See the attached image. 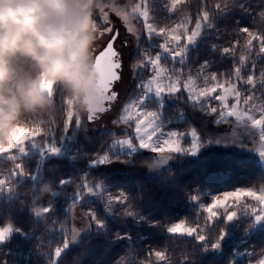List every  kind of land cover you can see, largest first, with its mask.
Wrapping results in <instances>:
<instances>
[{
    "label": "trees",
    "instance_id": "trees-1",
    "mask_svg": "<svg viewBox=\"0 0 264 264\" xmlns=\"http://www.w3.org/2000/svg\"><path fill=\"white\" fill-rule=\"evenodd\" d=\"M224 2L227 7L218 11L217 0H192L189 10L194 17L193 10L210 11L214 23L204 30L198 52L205 62L214 60L211 65L220 79L234 83L235 64L231 53L227 57L220 54L225 47L234 49L237 42L241 47L245 45L248 34L240 29L254 32L257 24L245 14L246 9L232 8L233 0ZM244 2L248 7L249 0ZM185 5L181 8L185 9ZM54 113L48 123L53 132L57 127L53 123ZM39 120L32 118L28 126L33 128L32 124L37 125ZM210 131L202 134L208 137ZM2 159L0 156V163ZM23 160L26 159L16 162L23 163ZM88 160L89 157L50 162L44 171L45 180L35 187L19 178L7 184L12 198L0 196V211H3L0 225L13 224L21 231L0 244V264H51L55 250L63 248L71 237L72 211L77 204L73 200L77 193H81V209L85 214L94 212L100 226L94 223L89 235L65 251L58 264H252L264 256V228L250 234L255 226L252 218L240 216L229 222L224 216L210 223L207 213L200 209L204 200L209 201L208 193L264 187V172L249 155L216 149L203 151L198 156L182 157L157 177L143 175L140 165L121 163L115 168L105 163L88 167ZM3 163L12 171L14 162ZM67 178H73V183L63 189L72 193V197H45L42 203L50 206L51 212L44 220L33 216L29 205L37 202L34 199L37 190L45 183H52L58 190V183ZM94 182L103 184L100 191ZM85 184L93 189L87 199H84L89 194L83 187ZM18 191L22 193L16 197ZM113 196L115 199L110 201ZM238 208L245 210V204ZM176 221L198 227L199 231L207 227L202 232L205 240L169 233L168 228ZM227 231L231 236L227 237ZM217 243L218 247H214ZM239 250L248 253L241 258L236 256ZM156 252L164 253L165 258L158 260Z\"/></svg>",
    "mask_w": 264,
    "mask_h": 264
},
{
    "label": "rangeland",
    "instance_id": "rangeland-1",
    "mask_svg": "<svg viewBox=\"0 0 264 264\" xmlns=\"http://www.w3.org/2000/svg\"><path fill=\"white\" fill-rule=\"evenodd\" d=\"M191 1L192 0H181L180 3L173 6L172 0H98V4L103 3L104 10L107 13L108 23L105 24L103 22V17L96 9L94 18L98 27V40L94 55H98L106 47L107 41L115 31H119L120 34L115 42V48L121 53L122 68L120 71V79L114 82V88L112 90L114 92L116 91L118 95L114 100L115 102L107 101V103H105V107L107 108L106 111L99 113L101 115L99 118L95 117L92 121H89L88 116L83 119L76 116L70 105L64 102L63 93L57 91L55 93V109L57 112L54 113L55 118L53 119V123H57V129L55 128L56 130L54 129V132L50 131V125H48V123L52 121L50 116L40 118L37 125L32 124L33 128L28 126L20 129L10 143L16 141L17 137L21 136L27 129H38L41 134L31 137L26 141L25 152L23 154L14 152L17 150L13 149L11 155H15V160L7 159L10 154L0 155L1 158H3L2 163H0V179H5L8 181L7 184L9 185L13 178H19V181L30 182V185L35 187L36 184L42 183L45 180L44 171L47 164L50 162L57 160L75 161L78 159H87V157H89L88 167H97L101 164L97 160L105 154L108 156V162L106 163L114 165L115 168H118L117 166L121 163L140 165L142 170L140 172L143 175L146 174L151 177H157L167 172L182 157L198 156L203 151L212 149L236 151L238 154H247L250 158L256 160L257 164L264 172V156L261 155V151L264 150V140L260 139L259 129L252 128L251 123L246 119L237 121L235 117H226L223 122L217 123L218 120H221L220 112L226 110L224 104L214 97L224 95L223 90L218 89L217 92L213 93L210 97H202L199 102L194 103L193 100L189 98L188 93L183 89V82L186 81L189 76L196 80L197 91L206 86L210 87L213 83L225 82L224 79L219 78L217 71L213 68L212 65L214 64V60L207 63L208 68L201 73V65L204 64L205 61L201 52H198V49L200 50L202 47V35L207 27L202 31L195 45L190 46L183 65L179 62L173 63L171 58L167 57L166 53H163L159 46L164 42V37L159 36L157 33H153L151 39L147 37L145 22L140 15L141 11L145 8L147 9L149 14L148 23L152 24L155 28H163L165 31L175 29L177 33H180L184 28H188L189 30L194 28L195 22L197 20H202L203 13L205 12L204 8L199 11L197 9L193 10L196 14L194 17L193 13L189 10ZM217 1V5L221 6L219 9L217 8V10L225 9V5L227 4L224 0ZM114 5L115 7H113ZM137 5L141 6L140 10L133 12V9ZM184 5L185 9L181 8ZM231 5L232 8H236L240 11L246 9L244 11L245 14L253 18L257 24L255 26L257 31L253 33L257 36L264 35V17H261V13H264V0H249L248 7H246L244 0H233ZM115 8H121V11L128 15V20L125 21L122 16L116 12ZM207 12L211 18L210 11ZM107 27H111L113 33L104 31ZM129 28L132 29L131 32ZM137 37H139V45ZM248 39L242 47L237 42L234 51L229 52L231 53L230 58L235 64V82H227L226 87L235 85L241 95L239 102H237L235 94H229L226 103L229 109L235 106L237 110H249L252 115L259 119L261 118L260 106L264 105V87L261 86V74L264 73V65H262L264 53L259 51L260 43L258 40H253L251 48L249 49L247 47ZM124 40L128 41L126 47L122 43ZM181 43H184L183 39ZM156 54L162 55L161 64L168 69V75L173 76V78L179 75L181 80L180 91L171 96L164 94L162 101L156 98L154 94H150L149 98L145 100L142 105H138V107L141 111L159 113L158 123L161 127L157 130V135H159L160 132L165 133V136L161 137V140L168 138V132L175 131L179 134L180 145L184 149L179 152L158 153L148 148L139 147V142L135 138V119L127 123L120 120V117L124 115L123 108L125 106L129 105L130 102L143 98L144 89L141 85L147 83L154 75L150 65L140 67L143 63L142 57L145 55L154 57ZM228 54H224L223 52L220 56L227 57ZM241 56L244 57L243 63L241 62ZM236 68L241 69L242 79L240 80L236 79ZM213 73L217 75L218 80L215 82L209 81L208 84L205 85L204 76ZM249 75L254 77V83L256 85L254 89L246 83V79ZM164 82L167 83V80ZM249 96H252L253 99L246 105L243 101ZM213 107L217 109L216 113L211 112V108ZM134 111L135 109H129L130 113H134ZM69 112L72 113L71 121L67 119ZM77 119L80 120L78 125L76 124ZM114 121L118 122L114 123ZM65 124H68V130L66 132L64 131ZM209 130H211L208 133L209 136L205 137L202 131L208 132ZM193 131L196 132L199 138L197 142L198 149L194 154L189 151L191 149V133ZM124 139L131 140V146L123 145L118 142ZM51 144L58 149L56 154H50L46 150ZM18 159L26 160H23V163H18L16 162ZM5 160L14 162L12 171H9V166L3 163ZM17 164L22 165L24 175H12L13 172H19V169L16 168ZM8 171L11 173H7ZM32 180H34V183L31 182ZM71 183H73V178H67L58 183L59 189L55 190V194L52 195L51 198L63 197L64 199H70L72 193L64 192L65 189H63V186L67 187ZM94 185L98 186V191H100L103 184L94 182ZM70 187H72V185ZM9 188L10 187L6 185V190L0 191V196L12 198V194H10L8 190ZM239 190H251L260 194V189L256 190L253 187ZM20 193L22 192L18 191L15 193L16 197L21 195ZM225 193L228 192L218 194L208 193L209 201L204 200L200 206L201 211H204V207L210 205L215 197L219 196L223 198ZM89 196H91V194L86 195L84 199H87ZM80 197L81 195L79 197L76 195L73 200V202L77 201V204L73 207L72 211L73 225L70 230L71 237L67 240V246L60 248L62 249L60 255L57 257L54 254V260L51 264H58L65 251L78 245L88 236L92 231L94 223L100 226L97 219L92 221L90 216L85 214L81 209L80 204L82 200ZM34 199L36 198L34 197ZM114 199L113 196L110 198V201ZM247 201H249V203ZM242 203L245 204V210H240L238 208ZM227 207L228 212L235 211L237 213L232 220L227 219L229 213H225L224 209H216L215 211L218 215L211 220L210 223L224 216L229 222L239 219L240 216H246L252 218L255 222V226L250 231V234L257 233L264 228V219L258 220L256 216L252 214L253 210L259 214L261 213V209H264V205H261L259 201L245 196L242 197L239 202H227ZM89 212L96 217L94 212ZM2 214L3 211H0V215ZM37 219L42 220L40 218ZM180 222L183 221H176L173 225ZM7 225H11L12 232L10 236L6 237L0 244H3L8 238L21 231L13 224ZM7 225H0V228ZM195 228H197L199 234L202 235H204L202 232L207 229V227H202L199 231L198 227ZM65 232L68 233V230ZM226 233H228L227 237L231 236V234H229L231 232L227 231ZM246 253H248V251L239 250L236 256L244 258ZM252 264H264V256Z\"/></svg>",
    "mask_w": 264,
    "mask_h": 264
},
{
    "label": "clouds",
    "instance_id": "clouds-1",
    "mask_svg": "<svg viewBox=\"0 0 264 264\" xmlns=\"http://www.w3.org/2000/svg\"><path fill=\"white\" fill-rule=\"evenodd\" d=\"M98 0H0V145L32 118L52 116L55 93L83 119L104 106L96 72ZM45 183L29 205L45 219Z\"/></svg>",
    "mask_w": 264,
    "mask_h": 264
},
{
    "label": "snow or ice",
    "instance_id": "snow-or-ice-1",
    "mask_svg": "<svg viewBox=\"0 0 264 264\" xmlns=\"http://www.w3.org/2000/svg\"><path fill=\"white\" fill-rule=\"evenodd\" d=\"M181 0H172L173 6L177 3H180ZM115 7V5L113 6ZM218 9L221 7L220 5L216 6ZM227 7V5H225ZM141 8L140 5H137L133 12L139 11ZM116 12L122 16V18L127 21L128 15L121 11V8H115ZM97 11L103 17V22L105 24L108 23L107 13L104 10L103 3H99L97 6ZM140 15L143 17L145 22V27L147 29V37L151 39L153 33H157L159 36L164 37V42L159 46L163 53L167 54V57H170L173 63L179 62L181 65L185 63L187 53L189 51L190 46L195 45L197 39L201 36L202 31L207 28H211L213 26L214 21L211 20L207 11L203 13L202 20H197L195 22L194 28L189 30L188 28H184L182 32L177 33L175 29L171 31H165V29H157L152 24L148 23L149 14L147 9L145 8L140 12ZM261 17H264V13H261ZM179 27V25H178ZM104 31L113 33V29L111 27H107ZM131 32L132 29L129 28ZM241 32L248 34L247 47L250 49L253 40H258L260 43L259 51L264 53V35L257 36L253 32H251L248 28L240 29ZM119 31H115L111 38L107 41L106 47L98 54L95 55V60L97 63V67L99 70V88L103 98L104 106L101 109V113H103L105 108V101H114L117 98V93L111 91L113 82L120 79L119 70L122 68V62L120 60V53L114 48V44L119 37ZM184 40V43H181V40ZM138 45H139V37H137ZM123 45L126 47L128 44L127 40H124ZM215 48V46H213ZM234 49L231 47H225L223 49L224 54H228L229 52H233ZM162 55L156 54L154 57L151 55H145L142 57L143 63L140 67L151 66V69L154 75L147 81L141 85L144 89V96L142 99L130 102L129 105L123 108L124 115L120 117V120L127 123L130 120L135 119V128H136V140L139 142V147L148 148L153 151H157L158 153H171V152H179L184 150L180 145L179 134L175 131H171L167 133L166 139L161 140V137L165 136V133L160 132L157 135V130L161 127L158 123L159 113L153 111H141L138 105H142L145 100L149 98L150 94H154L156 98L163 99L164 94H168L169 96L174 95L176 92L180 91L181 80L179 75H176L175 78L173 76L168 75V69L163 67L161 64ZM244 57L241 56V62L243 63ZM208 68L207 62L201 65V73H203ZM235 76L237 80L242 79L241 77V69H235ZM167 80V83L164 81ZM218 77L216 74H210L204 76L205 85L208 84L209 81H217ZM246 83L254 89L256 87L254 83V77L249 75L246 79ZM227 81L224 83H213L212 86L204 87L197 91L196 89V80H194L191 76L188 77L186 81L183 82V89L188 93L190 99L193 100L194 103L200 101L202 97H210L213 93H216L218 89H222L224 95H219L214 97L215 99L221 101L224 104V108L226 111L220 112L221 120H218L217 123L223 122L226 117H235L237 121L247 120L251 123L252 128L259 129L260 139L264 140V105L260 106L261 118L257 119L254 115L251 114L249 110H237L235 106L231 109L228 108L226 103L227 97L229 94H235L237 102H239V98L241 93L236 89L235 85L231 87H226ZM261 86L264 87V73L261 74ZM253 97H247L243 103L248 104ZM135 109L134 113H130L129 109ZM217 109L215 107L211 108L212 113H216ZM97 114H90L88 116V120L92 121ZM67 119L71 121L72 113H68ZM118 122V121H114ZM80 120H76V124L78 125ZM68 130V124H65L64 131ZM41 132L38 129H27L21 136L17 137L16 141L8 144V145H0V155L10 154L8 155V160H15V155H11L13 153V149H16L20 154L25 152L26 141H28L31 137H35L40 135ZM155 137V140H154ZM192 144L191 149L189 150L191 153H195L198 149V140L197 134L195 131L191 133ZM123 145L131 146L132 141L129 139H124L118 141ZM46 150L50 154H56L58 149L54 145H49ZM261 155L264 156V150L261 151ZM99 163L103 164L108 162V156L105 154L99 160ZM16 168L19 169V172H13L12 175H24V169L22 165L17 164ZM8 181L5 179H0V191L5 189ZM63 183V182H62ZM84 189L89 193H93V189L89 188L87 184H85ZM10 190V188L8 189ZM81 193H77L79 197ZM123 196V193H121ZM251 197L252 199L259 201L261 205H264V188L260 189V194H257L255 191L251 190H237L233 192L225 193L223 198L217 196L214 201L204 207V211L207 213V218L209 221L213 220L218 213L215 211L216 209H224L225 213H229L227 215L228 220H232L236 216V212H228L227 202L234 201L239 202L242 197ZM116 202H119L117 200ZM51 207H46V213L51 212ZM253 215L256 216L258 220L264 219V209H261V213L257 214L255 210H253ZM92 221L96 220V217L92 213H88ZM102 226V225H101ZM169 233L172 234H180L187 236H194L199 241L205 240V235L199 234L198 229L195 227H189L185 222L175 223L173 226L168 228ZM12 232L11 225L4 226L0 228V242H3L4 239L10 236ZM67 246V242L65 243V247ZM214 247H218V243L214 245ZM62 249L57 248L55 250V255L58 257ZM155 256L158 260H163L165 258V254L162 252H156Z\"/></svg>",
    "mask_w": 264,
    "mask_h": 264
},
{
    "label": "water",
    "instance_id": "water-1",
    "mask_svg": "<svg viewBox=\"0 0 264 264\" xmlns=\"http://www.w3.org/2000/svg\"><path fill=\"white\" fill-rule=\"evenodd\" d=\"M114 48H115V44H114ZM116 49V48H115ZM117 50V49H116ZM119 52V51H118ZM120 53V52H119ZM120 60H121V62H122V57H121V53H120ZM121 71V69L119 70V72ZM96 72H97V75H98V77H99V70H98V67H97V63H96ZM121 76V75H120ZM117 81V80H116ZM115 82V81H114ZM114 82H113V85H112V89L114 88ZM115 93H117V92H115ZM118 96V95H117ZM106 108V107H105ZM107 109V108H106ZM106 111V110H105ZM104 111V112H105ZM96 118H99V115L97 114L96 116H95Z\"/></svg>",
    "mask_w": 264,
    "mask_h": 264
}]
</instances>
